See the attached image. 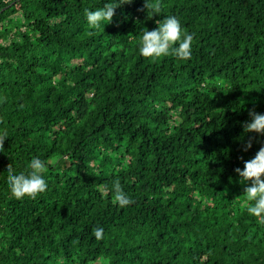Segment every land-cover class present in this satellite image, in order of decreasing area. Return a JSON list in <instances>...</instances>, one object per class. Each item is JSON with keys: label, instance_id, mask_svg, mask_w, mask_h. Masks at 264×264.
<instances>
[{"label": "trees", "instance_id": "1", "mask_svg": "<svg viewBox=\"0 0 264 264\" xmlns=\"http://www.w3.org/2000/svg\"><path fill=\"white\" fill-rule=\"evenodd\" d=\"M107 3L111 21L90 25ZM160 4L0 0V264H264L234 171L264 143L243 128L264 112V0ZM168 15L191 55L142 56ZM33 156L47 188L16 198L7 168Z\"/></svg>", "mask_w": 264, "mask_h": 264}, {"label": "clouds", "instance_id": "2", "mask_svg": "<svg viewBox=\"0 0 264 264\" xmlns=\"http://www.w3.org/2000/svg\"><path fill=\"white\" fill-rule=\"evenodd\" d=\"M125 2H130V0H123V3ZM116 6L107 3L95 9L86 8L84 11L87 22L94 27H98L104 20L110 22ZM144 6L146 9H151L154 14L160 11L161 4L160 0H144ZM192 40L193 35L183 31L181 21L174 15H168L163 17V22L157 27L144 28L139 52L142 56L152 59L169 54L187 58L191 55ZM249 116L250 119L243 122L244 131L264 135V112L250 109ZM4 140L5 137L0 136V148L4 147ZM251 146L252 139L250 138L243 150L247 151ZM45 169L46 162L39 156L31 158L26 171L14 172L11 167H8L7 183L11 194L16 198H21L35 197L38 193H43L47 188L46 179L42 175ZM234 171L238 174L249 201L247 212L260 222H264V143L260 145L254 156L243 160L242 168L237 166ZM111 190L121 206L131 202V198L123 191L119 179L113 181ZM103 231L102 227H96L94 235L100 238Z\"/></svg>", "mask_w": 264, "mask_h": 264}]
</instances>
